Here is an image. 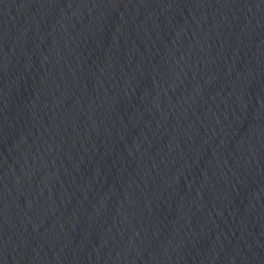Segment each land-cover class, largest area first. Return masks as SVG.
Returning <instances> with one entry per match:
<instances>
[{
    "label": "water",
    "instance_id": "obj_1",
    "mask_svg": "<svg viewBox=\"0 0 264 264\" xmlns=\"http://www.w3.org/2000/svg\"><path fill=\"white\" fill-rule=\"evenodd\" d=\"M0 264H264V0H0Z\"/></svg>",
    "mask_w": 264,
    "mask_h": 264
}]
</instances>
